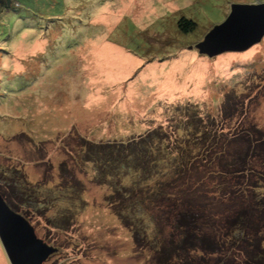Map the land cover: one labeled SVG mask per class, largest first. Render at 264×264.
I'll use <instances>...</instances> for the list:
<instances>
[{"label":"rangeland","instance_id":"obj_1","mask_svg":"<svg viewBox=\"0 0 264 264\" xmlns=\"http://www.w3.org/2000/svg\"><path fill=\"white\" fill-rule=\"evenodd\" d=\"M11 2L0 6V189L55 248L43 264H157L170 231H156L154 212H125L132 228L118 218L116 178L84 161L81 139L126 141L188 103L218 117L229 90L249 95L264 127V37L212 56L196 46L233 4L264 0ZM181 17L195 28L180 31Z\"/></svg>","mask_w":264,"mask_h":264},{"label":"trees","instance_id":"obj_2","mask_svg":"<svg viewBox=\"0 0 264 264\" xmlns=\"http://www.w3.org/2000/svg\"><path fill=\"white\" fill-rule=\"evenodd\" d=\"M195 26L177 21L184 33ZM248 97L227 91L218 117L200 114L196 104L175 107L167 125L126 141L81 139L84 161L102 181L116 178L107 201L118 218L132 228L125 212H154L147 215L156 231H170L155 249L157 264H264V127L251 118ZM8 194L0 189L25 217Z\"/></svg>","mask_w":264,"mask_h":264},{"label":"water","instance_id":"obj_3","mask_svg":"<svg viewBox=\"0 0 264 264\" xmlns=\"http://www.w3.org/2000/svg\"><path fill=\"white\" fill-rule=\"evenodd\" d=\"M10 6L11 0H0ZM264 37V2L233 4L226 19L196 44L209 56L242 49ZM0 242L10 264H43L55 248L38 238L30 223L8 207L0 195Z\"/></svg>","mask_w":264,"mask_h":264},{"label":"crops","instance_id":"obj_4","mask_svg":"<svg viewBox=\"0 0 264 264\" xmlns=\"http://www.w3.org/2000/svg\"><path fill=\"white\" fill-rule=\"evenodd\" d=\"M16 2V1H15ZM17 3V2H16ZM52 19H54V17H51ZM35 39V38H34ZM43 42L45 41V39H42ZM35 41H38L37 39H35Z\"/></svg>","mask_w":264,"mask_h":264},{"label":"flooded vegetation","instance_id":"obj_5","mask_svg":"<svg viewBox=\"0 0 264 264\" xmlns=\"http://www.w3.org/2000/svg\"><path fill=\"white\" fill-rule=\"evenodd\" d=\"M5 3V2H4Z\"/></svg>","mask_w":264,"mask_h":264}]
</instances>
